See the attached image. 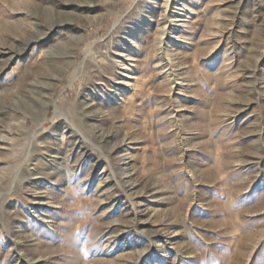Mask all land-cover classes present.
Instances as JSON below:
<instances>
[{"label":"rangeland","instance_id":"obj_1","mask_svg":"<svg viewBox=\"0 0 264 264\" xmlns=\"http://www.w3.org/2000/svg\"><path fill=\"white\" fill-rule=\"evenodd\" d=\"M163 2L0 0V264H264V0Z\"/></svg>","mask_w":264,"mask_h":264},{"label":"bare ground","instance_id":"obj_2","mask_svg":"<svg viewBox=\"0 0 264 264\" xmlns=\"http://www.w3.org/2000/svg\"><path fill=\"white\" fill-rule=\"evenodd\" d=\"M169 1H170V0H164V2H163V3H164V6H169ZM174 4H175V6H184V4L179 3V1H176V3H174ZM185 6H186V5H185ZM178 9H179V8H178ZM179 10H180V9H179ZM182 11H183V10H182ZM179 16H180V15H179ZM176 17H177V18L173 19V21H174L175 23H178V22L182 21V19L178 18V15H176ZM173 25H175V24H173ZM176 25H178V24H176ZM179 25H181V24H179ZM140 28H141V27H140ZM160 29H161V28H160ZM160 29H159V30H160ZM171 32H172V31H168L169 34H171ZM134 34H135V31H132V33H131V37H132V36L134 37ZM162 34H163V32H162ZM173 35H174V34H173ZM133 37H132V38H133ZM132 38H131V39H132ZM76 39H77V38H76ZM159 40H160V39H159ZM168 42H169V41H168ZM48 50H49V49H48ZM49 51H50V50H49ZM121 56H122V54H121ZM123 60H125V59L123 58ZM124 76H125V78H127V79H126V80H127L126 82H127V84H128V81H129L132 77H131V75H129L128 73L125 74Z\"/></svg>","mask_w":264,"mask_h":264}]
</instances>
